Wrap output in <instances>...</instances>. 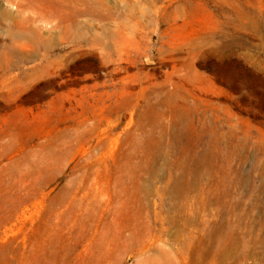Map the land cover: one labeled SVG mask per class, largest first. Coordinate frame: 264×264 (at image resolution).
Listing matches in <instances>:
<instances>
[{
	"label": "rangeland",
	"instance_id": "374dc122",
	"mask_svg": "<svg viewBox=\"0 0 264 264\" xmlns=\"http://www.w3.org/2000/svg\"><path fill=\"white\" fill-rule=\"evenodd\" d=\"M68 1L0 0V264H264V0Z\"/></svg>",
	"mask_w": 264,
	"mask_h": 264
},
{
	"label": "bare ground",
	"instance_id": "6f19581e",
	"mask_svg": "<svg viewBox=\"0 0 264 264\" xmlns=\"http://www.w3.org/2000/svg\"><path fill=\"white\" fill-rule=\"evenodd\" d=\"M67 1H68V0H67ZM101 1H102V0H101ZM30 2H31V1H30ZM68 2H69V1H68ZM68 2H67V3H68ZM77 2H79V1H77ZM83 2H84V1H83ZM93 2H94V1H93ZM55 3H56V2H55ZM67 3H66V4H67ZM70 3H71V2H70ZM80 3H81V2H80ZM88 3H89V2H88ZM83 4H85V3H83ZM91 4H92V3H91ZM95 4H96V1H95L94 5H95ZM60 5H61V4H60ZM60 5H59V6H60ZM81 5H82V3H81ZM88 5H90V4H88ZM99 5H100V4H99ZM38 6H39V5H38ZM38 6H37V4H36V6H35L33 9H34L35 11H40V9H42V8H38ZM28 7H29V6H28ZM62 7H63V6H62ZM67 7H68V6H67ZM74 7H75V6H74ZM76 8H77V7H76ZM44 9H45V8H44ZM44 9H43V10H44ZM78 9H79V7H78ZM1 10H2V9H1ZM6 10H7V9H6ZM83 10H84V9H83ZM83 10H81V11H83ZM94 10H96V9L94 8ZM48 11H49V10H48ZM4 13H5V12H4ZM2 14H3V12H2ZM6 14H7V13H5V15H6ZM11 14H12V13H11ZM37 14H38V13H37ZM7 15H8V14H7ZM7 15H6V16H7ZM64 15H65V14H64ZM71 15H72V14H71ZM42 16H43V15H42ZM55 16H56V15H55ZM64 17H65V16H64ZM66 17H67V16H66ZM12 18H13V17H12ZM9 19H10V18H9ZM24 19H25V18H24ZM32 19H33V18H32ZM77 19H79V18H77ZM53 20H54V19H53ZM61 20H62V19H61ZM56 21H57V20H56ZM64 21H65V20H64ZM25 22H26V21H25ZM80 22H81V21H80ZM64 23H65V22H64ZM32 24H33V23H32ZM77 24H78V23H77ZM81 24H83V23H81ZM55 26H56V25H55ZM76 26H77V25H76ZM60 27H62V26H60ZM19 28H20V27H19ZM31 28H32V26H31ZM65 28H66V27H65ZM65 28H64V29H65ZM80 28H82L81 25H80ZM58 29H59V28H58ZM61 30H62V29H61ZM25 33H26V31H25L24 33H23V31H22V33H21L19 36H22V35L25 34ZM65 33H67V31H66ZM26 34H27V33H26ZM67 35H68V33H67ZM67 35H66V36H67ZM23 36H24V35H23ZM23 36H22V37H23ZM64 37H65V36H64ZM72 37H73V36H72ZM72 37H71V38H72ZM76 37L79 38L80 35H76ZM65 38H66V37H65ZM66 39H67V38H66ZM51 42H52V41H51ZM98 42H99V41H98ZM101 45H102V44H101ZM148 249H149V247L147 246V247H145L144 249H142V250L139 251V252H143L144 250H148ZM139 252H137V254H138Z\"/></svg>",
	"mask_w": 264,
	"mask_h": 264
}]
</instances>
